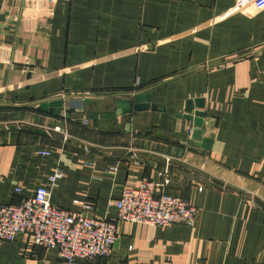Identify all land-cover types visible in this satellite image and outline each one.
<instances>
[{"label":"crops","instance_id":"crops-1","mask_svg":"<svg viewBox=\"0 0 264 264\" xmlns=\"http://www.w3.org/2000/svg\"><path fill=\"white\" fill-rule=\"evenodd\" d=\"M145 180L196 226L118 222L114 256L82 264H264V0H0V205L46 186L113 222ZM29 243L0 264H65Z\"/></svg>","mask_w":264,"mask_h":264},{"label":"built area","instance_id":"built-area-1","mask_svg":"<svg viewBox=\"0 0 264 264\" xmlns=\"http://www.w3.org/2000/svg\"><path fill=\"white\" fill-rule=\"evenodd\" d=\"M88 124L87 120L84 122ZM42 157H49L44 150ZM65 172L59 166L50 176L52 185L64 180ZM21 196L18 203L0 205V242H13L19 237H29V249H57L59 259L65 264H82L97 257L114 256L119 238L118 222L171 227L196 226L198 210L182 198H175L157 191L154 182L145 180L138 188L123 190L119 199L110 203L117 209V221L95 218L86 214L92 206L82 203L85 212L59 209L52 203L51 191L39 186L32 195Z\"/></svg>","mask_w":264,"mask_h":264},{"label":"water","instance_id":"water-1","mask_svg":"<svg viewBox=\"0 0 264 264\" xmlns=\"http://www.w3.org/2000/svg\"><path fill=\"white\" fill-rule=\"evenodd\" d=\"M76 104L77 103L70 102L69 103V107L70 108H74ZM51 105L56 107L55 114L57 116H59L60 113H61V111H62L61 109H62V107L64 105V101L63 100H59L58 102L52 103ZM46 107H47V105L46 104H43V106L41 108L42 109H45ZM192 107L193 106L191 105V103H188L187 114L189 115L190 119H192V115L194 114L193 121L195 123V126L197 128H201L203 126V123H202V119L199 117L200 114L199 113H194V108H192Z\"/></svg>","mask_w":264,"mask_h":264}]
</instances>
